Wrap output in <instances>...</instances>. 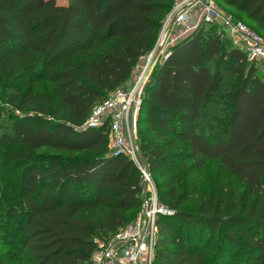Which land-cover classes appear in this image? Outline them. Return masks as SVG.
I'll return each mask as SVG.
<instances>
[{
	"label": "trees",
	"instance_id": "1",
	"mask_svg": "<svg viewBox=\"0 0 264 264\" xmlns=\"http://www.w3.org/2000/svg\"><path fill=\"white\" fill-rule=\"evenodd\" d=\"M172 1L0 0V86L29 81L5 99L25 113L14 116L15 138H0L17 143L23 162L22 209L10 218L15 264H86L137 213L140 171L127 155L109 152L107 124L80 127L133 77ZM215 1L264 37V0ZM217 28L201 27L170 48L139 108L138 136L150 133L140 148L161 181L158 201L175 211L158 218L155 264H227L230 250L239 264H264V80ZM41 149L55 156L34 155ZM208 160L219 171L210 196L197 193L196 179ZM191 198L195 215L179 212ZM174 220L186 222L187 240L171 230Z\"/></svg>",
	"mask_w": 264,
	"mask_h": 264
},
{
	"label": "built area",
	"instance_id": "2",
	"mask_svg": "<svg viewBox=\"0 0 264 264\" xmlns=\"http://www.w3.org/2000/svg\"><path fill=\"white\" fill-rule=\"evenodd\" d=\"M216 25L248 62L264 67V37L240 20L224 13L215 0H173L164 15L153 46L138 62L130 85L96 104L80 129L107 124L108 150L127 155L141 173L140 209L135 221L101 242L86 264H155L159 239L158 218L174 214L161 204L137 137V118L144 89L170 48L201 27ZM264 80V78H263Z\"/></svg>",
	"mask_w": 264,
	"mask_h": 264
},
{
	"label": "rangeland",
	"instance_id": "3",
	"mask_svg": "<svg viewBox=\"0 0 264 264\" xmlns=\"http://www.w3.org/2000/svg\"><path fill=\"white\" fill-rule=\"evenodd\" d=\"M58 4H67L68 0H56ZM220 6V5H219ZM224 13L235 16L240 21L244 22L248 26L255 29V25L247 19L244 14L236 13L231 8H226L220 6ZM209 27V26H207ZM207 29V28H206ZM221 37L229 40V38L225 35V32L221 31L218 27L216 29ZM230 41V40H229ZM229 44V43H228ZM231 44V41H230ZM229 44V45H230ZM233 45V44H232ZM260 69V76L264 78V67L258 66ZM136 73V72H135ZM134 73V74H135ZM135 76V75H134ZM134 77L129 80L127 85L123 87H128ZM29 81H7L0 86V138H4V136H10L11 139L15 138L12 131V121L15 119L14 116H22L25 113H22L19 109L14 108L10 103H8L5 99L10 95L18 94L21 91H24L28 86ZM201 122H199V126ZM149 137L150 133L148 128H143V131L140 136H138V143L141 141V136ZM17 143L15 146H11L9 142L0 141V150L2 155L0 157V264H15L12 261V254L15 252V236L14 234V226L16 225L15 219H10L12 217L11 212L17 207V209L21 210V200L17 198L19 194V172L23 167V162L20 161L17 157ZM140 145V143H139ZM11 155V157H9ZM34 155H39L43 159L49 156H55L53 152L47 149H41L34 152ZM190 164L189 162H187ZM179 173H183V168H176ZM151 174V172H150ZM218 161L216 160H208L200 171L199 175L196 176L197 185H198V194L204 193L210 196L214 192V185L218 179ZM195 177V173H188L187 179H191ZM151 179L154 183V186L159 189V184L161 183L160 179L151 174ZM140 206L138 208L137 213L139 212ZM179 212H184L189 216L195 215V198H191L190 200L182 203L178 208ZM137 213L131 219L135 221L137 217ZM130 222V223H131ZM171 230L174 234L178 235L179 232V241L182 239L187 240V225L185 221L174 220L171 223ZM193 242V240H191ZM206 238L203 237L202 240L198 243L199 247L203 248L205 246ZM194 243V242H193ZM212 246L209 248V251L206 252L205 256L209 257L210 260L215 256L216 246L211 244ZM221 250V248H218ZM231 254L229 256L224 255V260L227 264H239L242 259H238L237 255L233 253V250H230ZM223 251L220 252V254Z\"/></svg>",
	"mask_w": 264,
	"mask_h": 264
},
{
	"label": "crops",
	"instance_id": "4",
	"mask_svg": "<svg viewBox=\"0 0 264 264\" xmlns=\"http://www.w3.org/2000/svg\"><path fill=\"white\" fill-rule=\"evenodd\" d=\"M128 83H129V81L125 85H127Z\"/></svg>",
	"mask_w": 264,
	"mask_h": 264
}]
</instances>
